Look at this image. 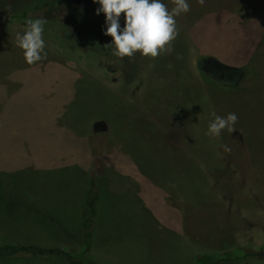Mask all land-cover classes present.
<instances>
[{"label": "rangeland", "instance_id": "1", "mask_svg": "<svg viewBox=\"0 0 264 264\" xmlns=\"http://www.w3.org/2000/svg\"><path fill=\"white\" fill-rule=\"evenodd\" d=\"M188 2L170 52L121 58L93 0H0V108L13 113L0 117V144L14 149L13 167L0 151L13 170L0 171V243L58 245L87 264H264V0ZM30 18L46 21L47 53L31 65L16 44ZM249 20L260 37L235 65L224 57ZM232 112L233 131L206 134L212 113ZM0 264L69 263L20 254Z\"/></svg>", "mask_w": 264, "mask_h": 264}, {"label": "clouds", "instance_id": "2", "mask_svg": "<svg viewBox=\"0 0 264 264\" xmlns=\"http://www.w3.org/2000/svg\"><path fill=\"white\" fill-rule=\"evenodd\" d=\"M100 7L97 14L105 16V34L112 37V54L116 57H132L139 52L142 56L156 57L165 51H171L170 42L178 35L175 17L190 11L188 0H174L171 10L163 0H93ZM203 5L204 0H199ZM124 13V26L121 27L120 14ZM45 20L27 19L26 30L16 34V44L23 49L26 63L29 65L43 60L45 41L43 39ZM168 46V47H166ZM214 119L209 122L208 132L219 136L221 130L233 131L238 117L228 113L225 117L212 113ZM225 151H230L223 146Z\"/></svg>", "mask_w": 264, "mask_h": 264}, {"label": "trees", "instance_id": "3", "mask_svg": "<svg viewBox=\"0 0 264 264\" xmlns=\"http://www.w3.org/2000/svg\"><path fill=\"white\" fill-rule=\"evenodd\" d=\"M52 2L45 1L42 5L51 4ZM40 7V6H38ZM98 39L102 42L103 48L104 40L102 33L98 32ZM98 194L90 191L87 203V211L84 219V237L87 243V249L91 247V237L93 236V223L97 214L96 200ZM20 254H30L33 256H60L66 259L69 264H87L82 258L76 257L71 251L66 250L60 246H43L39 244H20V243H0V258L15 257Z\"/></svg>", "mask_w": 264, "mask_h": 264}, {"label": "crops", "instance_id": "4", "mask_svg": "<svg viewBox=\"0 0 264 264\" xmlns=\"http://www.w3.org/2000/svg\"><path fill=\"white\" fill-rule=\"evenodd\" d=\"M219 12H224V15L226 14L225 13V9H223V8H220L219 9V11H218V13ZM235 15H237V11H235V13L233 14V16H235ZM232 19H233V17H232ZM235 20V19H234ZM229 22L230 21H228V18H226L225 17V27H231L230 26V24H229ZM247 23H248V25H247ZM250 23V24H249ZM255 24V23H254ZM252 26V24H251V21L249 20V21H247L246 23H245V21L244 22H242L241 24H240V28H242L244 31V34H245V38H244V40L243 41H240V42H237V44H236V50L238 51L236 54H235V57L234 58H227L226 56L224 57L225 58V60L226 61H228V62H230V63H233V64H235V65H238V64H241V63H243V62H246L247 60H249V58L251 57V55H252V53H253V51H254V47H256V44H257V42H258V38L260 37V34L259 33H254L253 35H250V32H251V27ZM261 26V27H260ZM258 28H260V29H262V31H264V20L263 19H261V21H259L258 22V25L256 26V30L258 29ZM232 29V33H236L235 31H236V29L233 27V28H231ZM242 29H241V31H242ZM255 30V31H256ZM261 31V30H260ZM264 33H262V35H263ZM264 36V35H263ZM240 45L241 47H237V45ZM253 61H255V58L253 59ZM253 61H252V65H254L253 64ZM255 66V65H254ZM254 68V67H253ZM0 72H1V70H0ZM239 87H237V86H232V87H230V92H236L237 91V89H238ZM1 116H7V117H10V118H12V116H13V113H12V111H4L2 108H0V117ZM6 128V127H5ZM1 131H3V129H1L0 130V132ZM1 143L2 144H0V145H2L1 146V149H0V151L2 152V155L6 158V164L8 165H10V166H12L13 167V161H12V159H10V158H12V156H13V145L12 144H10V145H8L7 143H3V141H1ZM8 148V152L7 151H4V150H6ZM4 166H2L1 164H0V171H2V172H5V173H10V172H12L13 170H11V171H8L6 168H3ZM5 167H7V166H5ZM9 167V166H8ZM12 167H10V169L12 168ZM41 167V166H40ZM94 229V228H93ZM81 233V235H82V232H80ZM94 237H97L96 236V230L94 231ZM82 238H84V233H83V237ZM8 242H11V243H15V242H12V241H8ZM27 244H38V243H27ZM39 245H43V246H58V245H53V244H51V245H45V244H39ZM67 250V249H66Z\"/></svg>", "mask_w": 264, "mask_h": 264}, {"label": "flooded vegetation", "instance_id": "5", "mask_svg": "<svg viewBox=\"0 0 264 264\" xmlns=\"http://www.w3.org/2000/svg\"><path fill=\"white\" fill-rule=\"evenodd\" d=\"M205 60L207 62V66L209 67V72L212 75H215V77H217L218 79H219V77L227 78V76H226L227 72H226L225 68L218 67L215 60H210V59H205Z\"/></svg>", "mask_w": 264, "mask_h": 264}, {"label": "water", "instance_id": "6", "mask_svg": "<svg viewBox=\"0 0 264 264\" xmlns=\"http://www.w3.org/2000/svg\"><path fill=\"white\" fill-rule=\"evenodd\" d=\"M202 67H203L204 69L207 68V62H206V60H203V61H202ZM219 79H221L223 82L234 83V81H229L227 78L219 77Z\"/></svg>", "mask_w": 264, "mask_h": 264}]
</instances>
